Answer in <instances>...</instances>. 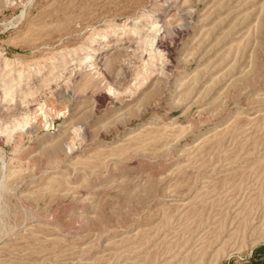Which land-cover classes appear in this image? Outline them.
<instances>
[{"label": "rangeland", "instance_id": "1", "mask_svg": "<svg viewBox=\"0 0 264 264\" xmlns=\"http://www.w3.org/2000/svg\"><path fill=\"white\" fill-rule=\"evenodd\" d=\"M149 19L163 71L130 95L120 29ZM85 53L102 70L86 84ZM2 57L41 74L32 103L0 107L2 126L30 119L0 131V264H256L264 0H0Z\"/></svg>", "mask_w": 264, "mask_h": 264}, {"label": "bare ground", "instance_id": "2", "mask_svg": "<svg viewBox=\"0 0 264 264\" xmlns=\"http://www.w3.org/2000/svg\"><path fill=\"white\" fill-rule=\"evenodd\" d=\"M113 26L116 27V25H113ZM120 30L122 32H124L126 38L134 39L137 42V44H138L136 46L135 50L132 51V53L134 54V56H137L140 59L141 68L139 69L140 71L138 70L139 73L136 74V76L134 78L133 86L131 88H129L130 95H133L134 92H136V90L141 85H143V83L147 79H149V77L151 76V74L153 72H155V71L162 72L163 71V57H165V55H163L164 53H163V51L161 49V44H160V41L162 43L163 39L159 40V38H158V34L159 33L157 34V32L160 30V25L154 19L153 20L149 19V22H147V23L145 22V24H142L140 22H133L130 25H128V24L124 23ZM98 37L101 40V38L106 37V35L103 34V35H100ZM100 40L98 41V45L94 49L93 48L92 49L94 50V52H97V54L99 55L98 59L102 60V62L105 65L106 63L112 61V59H113L112 57L113 56H111L112 55L111 51H110L111 49L107 48L109 45L108 44H104V43L101 44ZM162 45H164V44H162ZM114 47L115 46H113V48ZM162 47H164V46H162ZM144 55H146V58L144 57ZM76 58L78 59V64H85L87 62L89 63L87 65L89 67V69H87V70L85 69V70H82L80 72V74L82 75V81H83L84 84L88 83L91 78H100L102 76V70L100 69L101 67H96L95 66L96 62L94 61L95 59H93V56L91 54H86L85 53L84 55L78 56ZM77 59H75V60H77ZM74 62H76V61H74ZM52 68H53V66L51 67V69ZM36 74H41L40 73V69H36V68H27V69H25L23 66L17 67L10 60H8L6 58H3V57L0 58V96H1L0 97V107L3 105L2 104V103H4L3 101L8 102L9 108H10V106H18L16 104H20V106H21V105H24L25 103H28L32 99L31 97L33 96V94L35 92L34 87H33V83L35 81H33V80H34ZM53 76H55V75L51 74V77H53ZM45 81H46V79H41V85H45ZM43 91H44V89H43ZM107 92H108L109 95H112L113 97L115 95H117V93H115L113 91V88H111V87L107 88ZM42 96H43V94H42ZM36 98H37V96L35 97V99ZM28 106H29V104H28ZM20 111H22V110H20ZM29 113H31V111L28 112V114ZM18 117H19V114H18ZM29 120L30 119H29L28 115L22 116L19 120L17 119L15 122L14 121H12L10 123L7 122L9 124L5 123L6 125H3V126L0 125V131L3 132L6 135H11V133L14 132L15 129L22 128L25 125H27ZM57 148H58V146H56L55 151H56ZM58 150H60V148H58ZM0 151H1V148H0ZM1 158L2 157H0V159ZM9 170H10V168H9ZM261 237L263 238L264 235L261 236ZM201 252H204V251H201Z\"/></svg>", "mask_w": 264, "mask_h": 264}, {"label": "crops", "instance_id": "3", "mask_svg": "<svg viewBox=\"0 0 264 264\" xmlns=\"http://www.w3.org/2000/svg\"><path fill=\"white\" fill-rule=\"evenodd\" d=\"M263 257H264V247H260L253 252L252 260L256 261V264H264L261 261L259 262V260L263 259Z\"/></svg>", "mask_w": 264, "mask_h": 264}, {"label": "built area", "instance_id": "4", "mask_svg": "<svg viewBox=\"0 0 264 264\" xmlns=\"http://www.w3.org/2000/svg\"><path fill=\"white\" fill-rule=\"evenodd\" d=\"M249 256H251V253L249 254Z\"/></svg>", "mask_w": 264, "mask_h": 264}]
</instances>
